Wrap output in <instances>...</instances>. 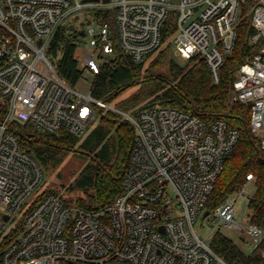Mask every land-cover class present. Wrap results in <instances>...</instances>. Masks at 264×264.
I'll return each instance as SVG.
<instances>
[{
	"label": "built area",
	"instance_id": "obj_1",
	"mask_svg": "<svg viewBox=\"0 0 264 264\" xmlns=\"http://www.w3.org/2000/svg\"><path fill=\"white\" fill-rule=\"evenodd\" d=\"M245 1L0 0V264H230L197 234L200 216L247 232L264 258V227L252 220L245 190L253 173L212 212L206 208L239 140L237 128L162 104L136 113L116 110L67 83L48 53L64 29L76 52L80 44L93 48L75 58L94 74L111 63L116 42L143 61L161 48L163 26L174 13L177 51L186 59L203 58L218 83ZM88 9L93 23L86 31L66 24ZM252 22L258 31L250 43H256L264 38V0H257ZM231 100L251 105V127L264 149V46L241 64ZM96 107L119 114L135 132L122 192L96 209L38 192L44 169L23 148L15 121L82 138ZM232 196H247L242 218Z\"/></svg>",
	"mask_w": 264,
	"mask_h": 264
},
{
	"label": "trees",
	"instance_id": "obj_2",
	"mask_svg": "<svg viewBox=\"0 0 264 264\" xmlns=\"http://www.w3.org/2000/svg\"><path fill=\"white\" fill-rule=\"evenodd\" d=\"M256 5L257 0L242 3L236 24L235 45L221 69L218 83H214L203 58L192 57L187 59L185 65L171 58V40L176 30L173 13L163 26L161 48L143 61L133 60L116 42L115 57L94 74L91 91L96 98L108 103L127 88L137 86L126 100L119 102V108L136 113L150 105H168L205 121L221 118L237 128L239 140L209 196L206 208L212 212L247 180L249 173H253L256 193L250 197L249 207L252 220L264 227V149L251 127V105L231 100L233 81L241 64L264 46V38L250 43V37L258 31L252 22ZM108 20L111 22V17ZM48 53L60 76L70 85L77 84L84 69L75 58L76 44L65 38L64 29L57 32ZM164 66L170 71V78L158 72ZM3 110L0 107V116ZM14 128L23 148L39 160L43 169L58 166L66 154L75 149L87 157L69 188L80 190L82 194L71 199V203L96 209L111 203L122 192L135 132L132 125L119 114L101 109L97 125L82 138L66 131L59 134L42 131L27 122L15 121ZM67 192L54 187L44 190V194L54 193L62 197L69 196ZM211 245L230 264H264V258L257 251L247 254L221 233L215 234ZM261 247L264 250V241Z\"/></svg>",
	"mask_w": 264,
	"mask_h": 264
},
{
	"label": "rangeland",
	"instance_id": "obj_3",
	"mask_svg": "<svg viewBox=\"0 0 264 264\" xmlns=\"http://www.w3.org/2000/svg\"><path fill=\"white\" fill-rule=\"evenodd\" d=\"M92 10H82L73 15L67 17L66 24H68L71 29L86 31L88 23H93ZM87 38V37H86ZM93 51V48H86L84 44H80L77 49L76 55L82 58L86 52ZM171 58L181 65H185L187 59L181 56L177 51V43L173 42L170 48ZM158 72L164 74L166 77H171L170 71L166 66L161 67ZM94 73L88 69H84L83 74L77 84L73 85L75 89L84 92L90 93L92 89V83L94 81ZM137 86H131L121 92L117 97L108 102L110 107H113L116 110L124 111L119 108V102L126 100V98L131 95ZM100 116V109L96 107L95 117L93 118L90 128L95 127L99 121L98 117ZM87 161V157L83 156L79 150L75 149L64 157L61 164L56 167L44 168L43 172V181L38 192L48 188L54 187L56 189L62 190V192H67L70 186L73 184L74 179L77 177L78 173L84 166ZM247 195L254 196L256 193V185L253 182H250L246 186ZM70 199L76 198L78 195L82 194V191L77 189H71L67 192ZM233 202L235 203L237 209V217L242 218L244 211L247 207V196H232ZM195 230L199 237L203 239L207 244H212V240L216 233H221L231 239L240 249L245 253H251L254 251L252 237L245 231H240L238 229L225 226L223 224H216L213 221L212 216L203 217L200 216L195 222Z\"/></svg>",
	"mask_w": 264,
	"mask_h": 264
},
{
	"label": "water",
	"instance_id": "obj_4",
	"mask_svg": "<svg viewBox=\"0 0 264 264\" xmlns=\"http://www.w3.org/2000/svg\"><path fill=\"white\" fill-rule=\"evenodd\" d=\"M98 1V0H97ZM104 2H108V0H104ZM174 3H178L179 0H173ZM21 123H23V121L21 120L20 121ZM209 214V211H206L205 215H208Z\"/></svg>",
	"mask_w": 264,
	"mask_h": 264
}]
</instances>
